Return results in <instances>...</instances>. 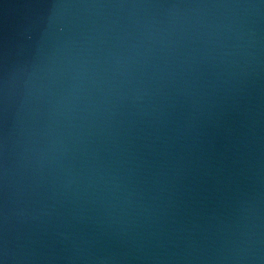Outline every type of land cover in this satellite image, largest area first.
I'll return each instance as SVG.
<instances>
[{
	"label": "water",
	"instance_id": "water-1",
	"mask_svg": "<svg viewBox=\"0 0 264 264\" xmlns=\"http://www.w3.org/2000/svg\"><path fill=\"white\" fill-rule=\"evenodd\" d=\"M0 264H264V0H0Z\"/></svg>",
	"mask_w": 264,
	"mask_h": 264
}]
</instances>
